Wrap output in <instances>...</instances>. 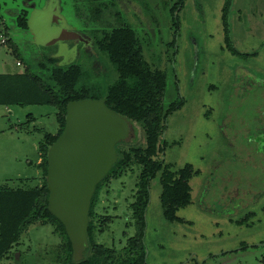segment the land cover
Here are the masks:
<instances>
[{"label":"rangeland","instance_id":"obj_1","mask_svg":"<svg viewBox=\"0 0 264 264\" xmlns=\"http://www.w3.org/2000/svg\"><path fill=\"white\" fill-rule=\"evenodd\" d=\"M50 1L0 0V73L23 72L29 66L45 78L38 62L53 57L62 66L80 64L87 73L81 83L101 86L104 80L91 74L92 58L83 49L77 45L69 49L62 39L52 42L58 27L50 25ZM161 1L162 9L151 14L152 41L142 48L149 62L166 75L164 109L183 104L168 116L160 140L163 149L155 159L172 169L190 164L193 171L188 180L190 202L177 210L179 221L163 217L160 172L149 180L143 228L146 260L264 264V157L244 146L248 140L263 139L264 128L256 127L251 102L238 108L226 82L233 66L257 67L262 93L256 115L264 122V17L252 13L259 0H231V36L239 51L253 53L246 60L224 48L220 16L225 0H185L174 11L178 0ZM21 10L27 12L26 30L15 25ZM245 12L258 32L249 22L243 25L246 31L237 28L240 20L234 26L235 17ZM55 13L62 28L80 32L85 26L83 8L77 11L71 0H59ZM243 104L249 107L242 109ZM57 112L53 105H0V185L22 188L41 182L38 145L45 133L59 129ZM30 117L34 120L29 122ZM124 141V146L143 144L136 123L130 125V137ZM259 147L264 151V141ZM143 170L144 166L129 163L102 186L94 211L104 222L103 228L99 222L94 230L97 243L120 249L138 230L131 206L139 181L145 183ZM59 241L51 225H32L0 264H56Z\"/></svg>","mask_w":264,"mask_h":264},{"label":"trees","instance_id":"obj_2","mask_svg":"<svg viewBox=\"0 0 264 264\" xmlns=\"http://www.w3.org/2000/svg\"><path fill=\"white\" fill-rule=\"evenodd\" d=\"M20 28L27 27L26 12L17 18ZM10 44V42L8 41ZM11 45V44H10ZM110 58L117 71V78L102 95L81 83L82 72L77 64L62 66L55 58H44L38 67L45 73L42 78L27 66L23 72L0 73V105H53L57 108L56 119L59 129L55 134L45 133L38 145L39 159L36 164L41 182L31 187L9 188L0 185V260L17 244L22 234L32 225L49 224L60 238L56 264H150L146 260L143 228L144 211L149 198L148 182L160 172V203L163 217L167 221H179L176 215L180 207L190 202L188 180L192 167L185 164L177 169L155 159L160 147L159 137L164 130V120L170 110H163L160 99L165 87V76L152 70L141 57L136 39L129 29L114 31L107 44ZM14 53L16 50L14 49ZM82 98H104L106 105L129 122L137 123L142 131L143 144L128 145L124 140L116 145L117 160L107 175L96 185L88 212V247L83 257L75 261L72 257L70 240L63 224L48 208L46 184L47 151L61 133L64 126L65 106L71 100ZM34 120L30 117L29 122ZM129 163L144 166L139 181L136 200L132 204L133 219L138 230L126 239L125 245L117 249L97 243L94 230L98 221L95 215L100 190L112 178L123 172Z\"/></svg>","mask_w":264,"mask_h":264},{"label":"flooded vegetation","instance_id":"obj_3","mask_svg":"<svg viewBox=\"0 0 264 264\" xmlns=\"http://www.w3.org/2000/svg\"><path fill=\"white\" fill-rule=\"evenodd\" d=\"M71 1L73 2L74 7H76L77 11H80V7L83 8L84 13L81 15H82L83 24H85V26L82 27V30L80 32L67 30L65 28L58 26L60 25L59 24L60 21L59 18L56 17L55 12L58 8L59 0H52L50 1V11L52 15L50 20V25L54 27H58L56 28L55 37H53L52 42L55 43L59 39H62L67 43L69 49H71L74 45L75 46L77 45L76 48L78 47V49H83L85 53H87L92 58L90 62L91 74L97 77H101L104 80V82L101 86L96 83H86L85 85L87 87L93 86V88L95 89V93L97 92L96 95H102L106 92V88L109 85H111L113 81L117 78L118 74L116 71V67L112 63L109 52L108 50H106V47L107 44L111 42L114 31H118L119 29H129L132 31L133 36L136 39V44L140 49V54L142 59L148 65L149 68H151L152 70L154 69L158 70L165 76V87H166L165 73L163 72L162 69L155 67L149 62V59L145 57L144 50L142 48V44L147 45L150 44V42L152 41L151 34L153 35V30H152L153 23H152L151 14L153 12H157L162 9L160 4L158 3V2L162 3L161 0H71ZM184 2L185 0H178V2L172 6V10L174 11L180 5L183 6ZM224 3L225 4L222 8V12L220 16L221 26L224 33V48L233 57L236 56L237 58H243L242 60H246L247 58L253 56V53L241 52L235 47L234 41L231 36V30L233 26L230 17L231 0H225ZM257 6H259V8L256 11L252 10V13L258 14L259 16L263 15L264 17L263 14L264 0H259L257 2ZM23 12L26 11L21 10L20 12L17 13L15 18V25L19 30L27 29V27L20 28L17 25V18ZM26 17H27V12H26ZM235 18L236 21L234 22V26L236 22L240 20L241 24H239L237 28L241 29V31H246L243 25H246L244 23L247 22L250 23L253 32L259 31L258 29L255 28V25L251 23L246 12L243 15L239 14ZM174 25L176 26V29H178L179 27L178 19H176ZM154 47H156V45H154ZM145 49H147V52L149 53L150 48L145 47ZM75 53H76L75 55L76 58L78 53L77 51ZM47 58H53V57H47ZM55 59H56V64H59V60L57 58ZM73 63L77 64L76 62H71L70 64ZM77 65L80 67V70L82 72L81 81H83V79L87 77V73L80 64ZM110 77L112 78L110 79ZM226 82L229 83L230 85V91H231L230 96L236 99V100L234 99L235 100L234 103L236 102L238 103V108L240 103H245L246 101H248V103L251 102L250 108L251 111L255 114L254 120L256 127L258 128L260 127L263 129L264 122L262 121V117L256 115L258 113V107L260 106L261 93H262V80L260 77V73L257 70V67L250 66V68H247V67L233 66L229 72V75L226 77ZM165 87L162 91L160 104L163 110L170 109L172 106H174V108H172L169 114L165 117V120L163 122L164 129H165V122L168 116L183 104V102L181 101L177 104L170 105L167 109H164L162 98H163V93L165 91ZM99 99L104 100V98H99ZM241 107L242 109H245L249 107V105L243 104L241 105ZM134 123L135 122H129L130 125ZM162 133L159 137L158 144L160 149L158 153H161L163 149L160 143ZM248 141L249 142H246L244 144V146L247 148L245 150H252L259 156L264 157L263 148L260 149L259 147L260 143H263L264 137L263 139H259L258 137V139L256 138L255 140L252 139ZM160 161L163 162V160Z\"/></svg>","mask_w":264,"mask_h":264},{"label":"water","instance_id":"obj_4","mask_svg":"<svg viewBox=\"0 0 264 264\" xmlns=\"http://www.w3.org/2000/svg\"><path fill=\"white\" fill-rule=\"evenodd\" d=\"M129 134V121L103 99L71 100L65 106L63 129L47 151L46 184L48 208L63 224L75 261L88 247L95 187L117 160L115 145Z\"/></svg>","mask_w":264,"mask_h":264},{"label":"crops","instance_id":"obj_5","mask_svg":"<svg viewBox=\"0 0 264 264\" xmlns=\"http://www.w3.org/2000/svg\"><path fill=\"white\" fill-rule=\"evenodd\" d=\"M17 62H19V61H17ZM19 63H20V62H19ZM20 64H21V63H20ZM20 64H19V65H20ZM17 65H18V64H17ZM18 73H19V72H18ZM39 161H40V159L38 158L36 164H37Z\"/></svg>","mask_w":264,"mask_h":264},{"label":"built area","instance_id":"obj_6","mask_svg":"<svg viewBox=\"0 0 264 264\" xmlns=\"http://www.w3.org/2000/svg\"><path fill=\"white\" fill-rule=\"evenodd\" d=\"M1 42H2V40H1ZM17 64L19 65L20 63H19V62H17Z\"/></svg>","mask_w":264,"mask_h":264}]
</instances>
